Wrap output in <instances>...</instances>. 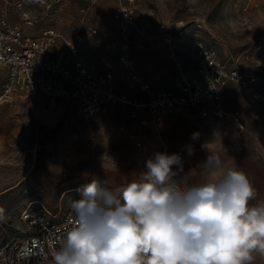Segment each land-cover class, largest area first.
Returning <instances> with one entry per match:
<instances>
[{"label": "rangeland", "instance_id": "obj_1", "mask_svg": "<svg viewBox=\"0 0 264 264\" xmlns=\"http://www.w3.org/2000/svg\"><path fill=\"white\" fill-rule=\"evenodd\" d=\"M24 1L34 20L31 27L24 25L17 0H0V11L8 9L10 20L27 35L40 38L54 27L70 38L69 30L81 25L86 35L82 54L99 63L117 62L123 41L113 20L116 0H52L55 15L47 13L40 0ZM83 7L90 8L84 21ZM133 10L147 38L135 35L130 53L156 90L172 88L174 69L164 44V37L172 34L185 56L194 40L216 42L225 58H239L242 71L259 77L264 93V47L257 49L264 38V0H135ZM91 27L101 29V35L91 37ZM58 48H64L63 42ZM4 78L0 72V241L19 233L20 214L29 206H45L52 214L63 215L71 200L80 199L77 189L83 185L99 179L118 191L137 179L147 158L166 147L170 153L175 143L183 162L182 171L173 166L177 180L191 185L206 179L201 165L215 153L221 162L217 174L229 168L242 170L257 191L254 204L264 202V98L254 100L232 85L227 101L231 110L241 112V123L193 119V112L182 113L141 130L146 149L139 152L119 131L134 124L121 111L99 116L86 126L64 100L47 105L21 97L1 100ZM163 124L168 125L162 129ZM193 133L199 136L193 139ZM159 142L166 147L161 149ZM142 156L146 158L141 160ZM254 264H264V258L258 256Z\"/></svg>", "mask_w": 264, "mask_h": 264}, {"label": "built area", "instance_id": "obj_2", "mask_svg": "<svg viewBox=\"0 0 264 264\" xmlns=\"http://www.w3.org/2000/svg\"><path fill=\"white\" fill-rule=\"evenodd\" d=\"M99 1L93 0V3ZM116 1L113 20L122 36L123 49L115 63H99L90 54H82L86 35L81 25L69 30L70 38H65L64 32L54 27L44 30L40 38H34L10 20L8 9H2L0 72L5 78L1 100L21 97L42 105L64 100L86 126H92L99 116L118 109L134 122L130 128L122 126L119 131L141 148V130L155 127L180 110L193 112V118L211 122L241 123V112L231 110L226 99V90L232 85L254 100L264 98L259 77L242 71L239 58H225L216 42L194 40L189 43L185 56L172 34L164 37L174 67L172 88L156 90L147 71L130 53L135 35L147 38L133 10L135 0ZM40 2L47 13H56L52 0ZM24 4V0H17L24 25L31 27L34 20ZM89 12L90 8H81L83 21ZM88 33L97 37L101 29L91 27ZM60 42L64 48L57 49ZM263 47L264 38L257 49ZM19 224L16 236L0 241V264H53L51 253L59 248L66 230L73 226L74 215L71 209L63 215H54L45 206H29L20 214Z\"/></svg>", "mask_w": 264, "mask_h": 264}, {"label": "clouds", "instance_id": "obj_3", "mask_svg": "<svg viewBox=\"0 0 264 264\" xmlns=\"http://www.w3.org/2000/svg\"><path fill=\"white\" fill-rule=\"evenodd\" d=\"M199 133H193V139ZM189 154L193 149L189 147ZM178 153L156 152L118 191L93 179L71 200L74 224L53 264H254L264 258V202L245 172L221 168L212 153L207 178L177 180Z\"/></svg>", "mask_w": 264, "mask_h": 264}, {"label": "crops", "instance_id": "obj_4", "mask_svg": "<svg viewBox=\"0 0 264 264\" xmlns=\"http://www.w3.org/2000/svg\"><path fill=\"white\" fill-rule=\"evenodd\" d=\"M167 57H168V54H167ZM168 60L170 61V59H169V57H168ZM172 64V63H171ZM173 66V65H172ZM173 69H174V67H173ZM173 74H174V71H173ZM172 74V75H173ZM149 79H150V77H149ZM172 80V79H171ZM230 88H231V86L226 90V95H227V92L230 90ZM171 89V88H170ZM126 90L128 91V92H131L128 88H126ZM136 95H140L139 93H135ZM226 99H227V96H226ZM118 110V109H117ZM182 113H189V112H186V111H183V110H180V111H178L174 116H176V115H180V114H182ZM173 116V117H174ZM172 118V117H171ZM171 118H168V119H166V120H169V119H171ZM193 119H199V118H193ZM130 120V119H129ZM165 120V121H166ZM131 121V120H130ZM133 122V121H132ZM162 123H164V121L163 122H161L160 124H158V125H156L155 127H158L159 125H161ZM165 123H167V122H165ZM168 124H163L162 125V129H163V127H165L166 128V126H167ZM158 133L160 132V130H159V128H158ZM141 141H142V143H143V145H142V147L141 148H138V147H136V149H137V151H139V152H141V150H145L146 149V145H145V143H144V141L141 139ZM163 144L165 145V143L163 142ZM158 145L161 147V149H163V146H162V143L160 144V142L158 143ZM177 145H179L178 143H175V144H172V149H171V151H170V153H168V148L166 147V145H165V151L164 152H166V153H168V154H173V153H179L180 151L177 149H175V147L177 146ZM161 152H163V150L161 151ZM146 157H144V156H142V157H140V159L141 160H143V159H145ZM182 183H184V182H182ZM256 199V198H255ZM255 199L254 200H252L250 203L251 204H254V202H255Z\"/></svg>", "mask_w": 264, "mask_h": 264}]
</instances>
